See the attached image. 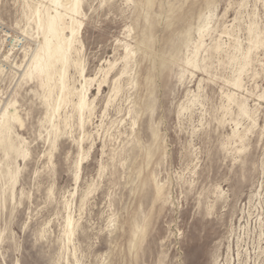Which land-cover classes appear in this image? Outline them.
I'll list each match as a JSON object with an SVG mask.
<instances>
[{"label":"rangeland","instance_id":"374dc122","mask_svg":"<svg viewBox=\"0 0 264 264\" xmlns=\"http://www.w3.org/2000/svg\"><path fill=\"white\" fill-rule=\"evenodd\" d=\"M142 1L83 0L76 46L85 74L96 81L82 142L90 151L76 180L78 114L72 103L62 105L67 131L50 161L43 92L36 77L22 74L38 29L23 0H0V109L10 98L16 102L24 126L15 124L22 136L15 143L30 151L26 159L15 151L7 156L0 145V264H264V0ZM202 13L211 15L212 29L197 70L185 58ZM252 22L260 43L240 72L243 61L232 46L254 45ZM218 41L226 51L214 50ZM126 43L138 49L128 60ZM108 61L117 63L105 83L100 69ZM239 73L238 87L232 81ZM69 77L80 87L74 67ZM116 79L122 87L109 102ZM227 93L246 102L251 119L229 107ZM235 127L246 133L243 151L232 138ZM8 165L20 168L13 196ZM149 177L164 186V199L154 200ZM68 211L78 225L67 244ZM146 217V237L134 245L133 225Z\"/></svg>","mask_w":264,"mask_h":264},{"label":"bare ground","instance_id":"6f19581e","mask_svg":"<svg viewBox=\"0 0 264 264\" xmlns=\"http://www.w3.org/2000/svg\"><path fill=\"white\" fill-rule=\"evenodd\" d=\"M23 1L30 14L28 19H30L31 21H34V23L36 24V27L38 29L37 34L39 37L37 47L34 49L33 53L31 54V56L29 57L26 63L25 68L22 71L23 78L32 80L36 77V79L39 80V85L43 92V98L47 106L46 114L44 116V119H45L44 126H45L46 136H47L46 140H48V142L51 145L50 147L51 150L49 149L50 150L49 151L50 161L52 160L53 150L57 148L58 138L65 131V129L62 127V129H64L62 132V129L60 126L62 125L60 124L62 121H61V116L59 112L62 110L61 109V107H63L62 105L65 103L67 104L72 103L73 111L75 110L77 112L79 126L83 131L82 132L83 136H81L80 140L77 141L79 144V154H78V159L76 161V180H77L79 178V172L82 169V164L84 160L87 158L89 151H90V148L88 150L84 149L82 142H83L84 136L87 134L84 130L85 125L87 121H89V118L94 110L93 104H94L95 99H91L88 91L92 83L96 81V77H91L85 74L86 73L85 67L83 66L81 58L79 57L80 47H81V40L79 39V34H80V30L84 22L81 19H79L78 16L83 14V11H82L83 0H23ZM47 2H49V4ZM146 2H147L146 5L152 6L155 0H146ZM136 3L137 5L144 4L142 0H136ZM206 3L209 6L211 4V0H207ZM210 24H211V15H206L203 13L200 14L199 24L197 26L198 39L196 40V42L193 45V48L191 49V51L187 54L185 58V63L188 66L195 67L197 70L198 68H200L199 52L205 45L204 37L210 34V31L212 29V26H210ZM255 25L256 23L252 22L250 23V26H249V32H250L249 39H250V42L253 43L254 45L251 44V46L244 48L240 43H237L233 46L229 44L234 48V50L239 52L240 54L239 57L243 61V63L240 62L241 63V66L239 68L240 72L244 69V67H247L246 64L248 65V62L251 59L253 47L254 46L257 47V45L260 43V40H259L260 35L256 31ZM223 30L225 33H228L225 30V28ZM28 31H29L28 28L23 29L24 33L25 32L29 33ZM190 31L191 30L187 31V35L185 38L186 46H188L190 42V36H191ZM77 44H79L80 47H77L76 46ZM224 44L225 43H221L218 41L216 45L214 46V50L217 52H222L224 50L226 51V49L224 48ZM124 49H125V54H124L123 59L125 60H128L129 58L132 59L133 57H135L138 51V49L135 50L134 47H132V45L128 43L124 45ZM204 49L205 51H208L206 47H204ZM10 51L12 50L10 49L4 55L6 59H8ZM175 51H179L178 48ZM25 54H27V50ZM170 61H173V59ZM116 63L117 62L110 63L108 61V64H110L109 68L100 69V71L104 73L103 74L104 78L103 76L101 77L102 79H104V81L106 80V78H108L110 71L115 67ZM70 67H74L75 71L79 73V76L81 77V81H82L80 84V87H77L73 82L71 83L70 77H69ZM126 68L127 67L124 68L121 74L125 72ZM241 76H243V74L241 75V73H239V75L236 78L233 75L235 79L233 78L234 81L232 82L235 86L239 87L240 84H242ZM118 77H121V75ZM147 79L152 80V77L149 75L147 76ZM119 81H120L119 79H116L115 82L113 83L114 86L112 89V94L110 95V98H109V102L112 100V96L113 95L117 96L119 91L121 90L122 86L120 87ZM127 82H130V81L127 80ZM105 83L107 82L105 81ZM101 87H102V82L99 84V89H98L99 91ZM55 89L58 90L56 95H54ZM73 97L76 98L75 101ZM226 97L229 102V107L230 105H233V104L237 105L239 109V115L250 118L251 116L249 112L250 109H248V106L245 101H238L237 98H235L236 96L234 97V94H230V93H227ZM10 99L7 100L3 104L2 108L0 109V145L2 149L4 150V153L7 156L10 154V152L15 151V154L18 153V155H21L24 157V159H26L28 156H30L29 149L24 147V142L21 143L20 145H17L14 139V137L22 138L21 134L16 130L15 124H17L18 126L22 128L24 126V119L20 113L19 108L17 107L16 102L11 103ZM225 108H228V107H225ZM225 110L227 111L228 109H225ZM87 112L89 114H87ZM129 112H131V109ZM65 114H64V117H65L64 122H65V125L67 126L69 125L70 122H68L69 117L65 116ZM57 115L59 116L58 120H57ZM76 117L77 116H75V118ZM135 123H136V120L133 121V124ZM236 123L238 125V121H236ZM152 136L154 139L158 137V132L154 127L152 128ZM245 137H246V133H242L241 131L238 130L237 127H235L232 130V138H237L238 142L242 144V147L239 148L240 151H243L245 149V145H244ZM146 154H147L148 159L152 156V151L150 148L149 150H147ZM19 172H20L19 167L15 171H12L9 165L7 166V169L5 172V174L8 175L9 177L8 183H11L12 196H13V189H14V186L16 185ZM1 175H3V170H2V166L0 162V176ZM148 180L153 183L154 200L160 201L164 199V191H163L164 186L162 187L160 183L156 182L151 177H149ZM88 194L89 192H86L83 195V197H81L82 202L85 201ZM66 205H68V202L66 203ZM68 210H69V207H68ZM149 222H150V217H146L143 219V222L141 223L136 222L133 225L132 243L134 245H139L138 243H141L144 240V237H146L145 234L149 226ZM77 225H78L77 221L74 219L70 211H68L66 215V219H65V228L63 229L64 235L67 240V244L71 242L72 236H74ZM137 247L135 246V248ZM67 250H69V248H67ZM67 252L70 253V251H67Z\"/></svg>","mask_w":264,"mask_h":264}]
</instances>
